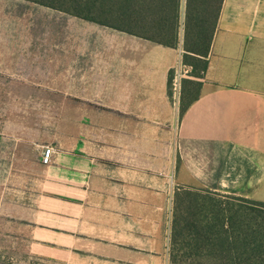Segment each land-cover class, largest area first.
<instances>
[{
    "label": "crops",
    "instance_id": "1",
    "mask_svg": "<svg viewBox=\"0 0 264 264\" xmlns=\"http://www.w3.org/2000/svg\"><path fill=\"white\" fill-rule=\"evenodd\" d=\"M7 1L0 0V76L21 74L24 59L62 60L54 82L37 77L39 66L24 68L36 89H60V115L31 157L28 138L14 137L20 153L9 168L37 174L12 205H0L31 259L169 264L168 214L179 188L264 201V0H223L199 96L182 115L180 83L193 79L179 73L183 32L168 48L68 15L56 40L44 37L60 51L43 52L36 31L23 34L15 6L22 4ZM8 124L0 144L10 141ZM237 152L257 160L246 168ZM247 170L255 173L245 178Z\"/></svg>",
    "mask_w": 264,
    "mask_h": 264
},
{
    "label": "trees",
    "instance_id": "2",
    "mask_svg": "<svg viewBox=\"0 0 264 264\" xmlns=\"http://www.w3.org/2000/svg\"><path fill=\"white\" fill-rule=\"evenodd\" d=\"M168 47L183 28L180 115L200 92L223 0H26ZM173 72L167 88L171 94ZM185 198V199H184ZM171 222L169 264H264V201L179 188Z\"/></svg>",
    "mask_w": 264,
    "mask_h": 264
},
{
    "label": "rangeland",
    "instance_id": "3",
    "mask_svg": "<svg viewBox=\"0 0 264 264\" xmlns=\"http://www.w3.org/2000/svg\"><path fill=\"white\" fill-rule=\"evenodd\" d=\"M7 2L22 4L21 7H18V5L15 6H17V13H19L21 18L20 23L23 34L32 31V35H34L36 31L37 36H39L37 38L39 51L44 52L46 47L50 45L54 51H60V42H50L48 40L51 37H49L48 40H45L44 37L48 35L51 36L53 33L56 40V36L60 35V32L67 28L68 20L66 17L68 15L58 11L51 12L45 9V7L41 8L40 5H35V3L26 0H8ZM69 18L71 22L76 20L71 16H69ZM10 25L11 24H7L6 27L9 28ZM7 28L5 30L10 32L11 29ZM25 28L27 29L26 32H24ZM75 30L74 27H71V34H76ZM182 30L183 28L181 27L179 33H182ZM47 41L48 43H46ZM28 45L29 43L22 42L23 53L29 50L27 48ZM61 62V58L53 59L52 61L45 60L44 58L40 60L39 64L32 65L33 62L29 59H24L21 74L0 76V137L3 134L1 130L3 123L9 122L7 137L10 138V141H2L3 143L0 144V205H12L16 197L20 196L19 193L22 187L24 186V188H27L30 184L29 177H34L37 174L36 169H31V171L27 172L23 177L22 172L9 168L10 166L8 163L14 161V159L17 158L16 156L20 153V149L14 146V137L26 136L28 138L26 142H29V148L26 149V152H28L30 155L29 157H31L34 149L37 148L36 145L43 142L44 138L52 132L53 126L56 125L57 118L60 115V108L57 105V100L61 97L60 89L54 91L36 89V87H39V82L31 80L29 73H26L27 71H25V69L29 70L31 74L33 73L31 70L33 69L36 71L35 69L39 66L44 72L38 73L37 77L40 78L46 73L47 80L49 78L50 81L53 78L54 82L61 77ZM184 67L186 66L183 65L179 72L183 77H185L183 74L185 70ZM57 69H60V71ZM32 78L34 79V77ZM21 141H23L22 138ZM237 154L246 168L251 164L250 159L257 160V158L243 152H237ZM250 172L252 174L255 173V171L252 172L247 170L244 173L245 178L251 175ZM222 193L234 194L233 190H226ZM173 200L174 195L170 202L171 208H169L168 214L170 226L173 215L179 213L177 207L178 209L181 208L180 204L178 202L175 204ZM10 219L11 217H7L4 210L0 212V264H47L29 257L27 252L23 249L22 242L20 243V241L15 238L13 224L8 222Z\"/></svg>",
    "mask_w": 264,
    "mask_h": 264
},
{
    "label": "built area",
    "instance_id": "4",
    "mask_svg": "<svg viewBox=\"0 0 264 264\" xmlns=\"http://www.w3.org/2000/svg\"><path fill=\"white\" fill-rule=\"evenodd\" d=\"M184 68H185V70H184L183 74H184L185 78L186 77L189 78V72L191 69L189 67L188 68L184 67ZM180 76H182V75H180ZM52 153H53V149L51 147H46L43 150V155H42V160H41L42 164L48 165L50 163V160H51L50 158H51Z\"/></svg>",
    "mask_w": 264,
    "mask_h": 264
}]
</instances>
